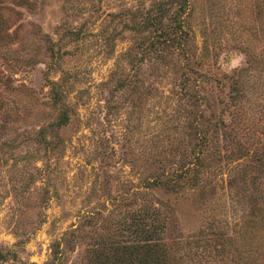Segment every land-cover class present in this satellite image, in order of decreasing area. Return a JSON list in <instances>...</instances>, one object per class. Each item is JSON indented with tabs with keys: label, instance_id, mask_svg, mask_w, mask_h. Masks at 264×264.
I'll return each instance as SVG.
<instances>
[{
	"label": "rangeland",
	"instance_id": "1",
	"mask_svg": "<svg viewBox=\"0 0 264 264\" xmlns=\"http://www.w3.org/2000/svg\"><path fill=\"white\" fill-rule=\"evenodd\" d=\"M133 246L264 264V0H0V264Z\"/></svg>",
	"mask_w": 264,
	"mask_h": 264
},
{
	"label": "trees",
	"instance_id": "2",
	"mask_svg": "<svg viewBox=\"0 0 264 264\" xmlns=\"http://www.w3.org/2000/svg\"><path fill=\"white\" fill-rule=\"evenodd\" d=\"M177 185V182L175 183ZM173 184V185H175ZM142 250H145L142 252ZM129 264H160L158 257L154 256V251L151 247H143L138 249L136 246L132 247L129 257H124Z\"/></svg>",
	"mask_w": 264,
	"mask_h": 264
}]
</instances>
